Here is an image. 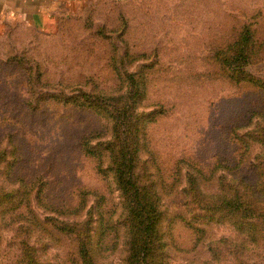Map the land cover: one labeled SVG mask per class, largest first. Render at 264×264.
Wrapping results in <instances>:
<instances>
[{"label":"rangeland","instance_id":"rangeland-1","mask_svg":"<svg viewBox=\"0 0 264 264\" xmlns=\"http://www.w3.org/2000/svg\"><path fill=\"white\" fill-rule=\"evenodd\" d=\"M120 14L130 22L122 38L118 30L110 32L119 26ZM103 26L107 31L98 33ZM240 46L244 53L235 52ZM216 52L221 60L229 58L232 74L264 84V0H95L65 13L53 32L25 22H4L0 148L6 157L0 165V264L17 259L18 244L27 237L41 262L72 264L69 238L52 224L53 217L64 222L88 219L97 242L104 227L101 211L116 209V217L121 208L123 200L111 186L112 170L99 172L95 158L80 150L83 137L90 136L94 145L112 139L109 119L89 102L83 104L82 93L118 95L129 82L128 74H147L148 96L137 112L147 117L153 110L164 111L148 123L146 147L140 153L137 171L147 186L161 182L151 162L155 156L169 174L182 156L207 161L230 155L231 130L246 125L248 110L264 105V93L258 85H236L225 78L214 62ZM92 76L96 81L87 80ZM41 181L42 198L31 199ZM78 190H85L84 200ZM160 193V231L170 264H187L194 257L203 261L205 249H190L194 233L188 224L194 219L174 220L181 211L180 197L167 196L164 188ZM82 200L81 212L70 210ZM29 207L42 220L53 218L46 224L50 240L42 237L47 247L40 239L47 230L38 227V232L24 217ZM22 221L26 232L16 230ZM199 222L194 221L203 226ZM28 229H34L31 236ZM209 230L214 237L231 234L227 225H210ZM94 255L97 264H128L122 247L103 254L95 250Z\"/></svg>","mask_w":264,"mask_h":264},{"label":"trees","instance_id":"trees-1","mask_svg":"<svg viewBox=\"0 0 264 264\" xmlns=\"http://www.w3.org/2000/svg\"><path fill=\"white\" fill-rule=\"evenodd\" d=\"M119 19V26L110 28V32L118 30V37L122 38L126 35L130 22L128 17L121 14ZM107 29L103 26L97 32L102 34V31ZM244 37L245 35L242 39ZM235 52L244 53L243 46L238 47V51ZM130 58L133 59L134 56ZM214 59V62H218L225 78H230L236 82V85L245 82L253 87L258 85L260 87L258 90L264 93V84L253 77L241 79L232 74L229 58L221 60L216 52ZM137 77L139 76H136V73L128 74L129 82L118 89V95L99 93L91 96L82 93L85 97L83 104L89 102L88 105L97 108L103 117L109 119L110 125L106 127L111 132L112 139L99 141L94 145L90 136L83 137L79 143L80 150L83 155L95 158L96 169L99 172L106 174V172L111 173L109 169L112 170L114 175L110 179L115 184L111 186L117 188L123 200L116 217V209L101 211L104 227L97 233L98 241H95V236L88 228V219L64 222L53 217L54 221L53 218L42 220L32 207H29V214L24 217H28L31 224H35L37 231L39 228L47 230L46 224L52 221L57 230L69 238L72 264H97L95 250L103 254L116 246L124 248L128 264H170L167 244L160 231L163 215L160 191L164 188L167 196L171 193L172 196L178 194L177 197L181 199V211L175 213L174 220L194 219L188 224L194 233L191 251L205 249L207 252V257L203 261L194 257L187 264H262L264 260V105H255L253 109L248 110L244 118L246 125L231 130L230 139L233 149L230 155L211 157L207 161L192 156H182L174 161L172 168L169 167L171 170L169 174L166 173L162 161L155 156L151 162L155 165L157 178L161 182L151 187L141 181L137 170L140 153L147 143V125L158 120L164 111L153 110L147 117L137 112L139 102L148 96L149 82L147 74L142 75L141 78ZM87 80L96 81L95 76ZM145 125L146 129H144ZM152 149L154 150L153 147ZM106 152L108 158L104 157ZM5 157L6 150L0 148V165L5 161ZM248 174L251 176L248 177ZM189 175L192 180L188 179ZM179 181H182L181 187H178ZM38 183L41 185L31 199L42 198L45 182ZM84 193L85 190H78L83 200ZM83 200L70 210L79 212ZM194 221H200L203 226L196 225ZM21 224L16 230L21 229L26 232L23 221ZM210 225H227L231 234L214 237L209 230ZM48 231L43 232L40 238L43 247L47 241L45 242L42 237L50 240L52 234ZM27 233L31 236L34 229ZM28 238L18 244V258L11 264H49L40 261L41 259L36 255L37 247L29 242ZM56 239L59 241L63 237L57 236ZM47 246L48 244L45 247Z\"/></svg>","mask_w":264,"mask_h":264},{"label":"crops","instance_id":"crops-1","mask_svg":"<svg viewBox=\"0 0 264 264\" xmlns=\"http://www.w3.org/2000/svg\"><path fill=\"white\" fill-rule=\"evenodd\" d=\"M95 0H0V29L7 21L28 23L41 32H53L65 13Z\"/></svg>","mask_w":264,"mask_h":264}]
</instances>
